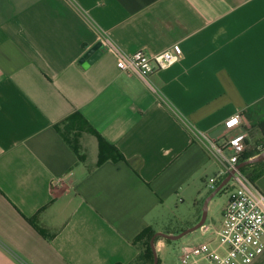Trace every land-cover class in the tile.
Segmentation results:
<instances>
[{
  "label": "crops",
  "instance_id": "obj_1",
  "mask_svg": "<svg viewBox=\"0 0 264 264\" xmlns=\"http://www.w3.org/2000/svg\"><path fill=\"white\" fill-rule=\"evenodd\" d=\"M111 45L182 56L145 81ZM263 98L264 0H0V264H131L165 213L196 223L221 169L202 133L222 142L224 121ZM246 145L239 164L263 152ZM167 241L158 264H179Z\"/></svg>",
  "mask_w": 264,
  "mask_h": 264
},
{
  "label": "built area",
  "instance_id": "obj_2",
  "mask_svg": "<svg viewBox=\"0 0 264 264\" xmlns=\"http://www.w3.org/2000/svg\"><path fill=\"white\" fill-rule=\"evenodd\" d=\"M106 43H110L106 40ZM112 46V45H111ZM117 54L116 65L121 71L137 73L145 81L152 73L166 69L182 56L179 46L150 55L144 51ZM228 135L222 142L202 133L209 149L217 157L221 169L208 182L210 190L231 174L226 186L227 202L219 227L203 224L206 238L182 247L179 264H250L264 252V193L238 167L246 151L250 121L244 113H236L224 121ZM72 171L64 175L71 177Z\"/></svg>",
  "mask_w": 264,
  "mask_h": 264
},
{
  "label": "rangeland",
  "instance_id": "obj_3",
  "mask_svg": "<svg viewBox=\"0 0 264 264\" xmlns=\"http://www.w3.org/2000/svg\"><path fill=\"white\" fill-rule=\"evenodd\" d=\"M249 137L251 138L253 145H256V144L259 145V143L258 142L256 143L255 142L256 140L253 139L252 130L249 132ZM227 189L228 187L225 185L218 193H216L213 196L211 210L209 209V203H208V208H207L208 219L205 223H209V221H211V218H213L214 221H217L221 217V212H223L222 210H224V208L226 207ZM208 190L211 192L210 189ZM202 211H203V204L201 205V208H200L201 214H202ZM187 212H188V209L185 206H181L178 210L175 211V213L174 212L165 213L163 215L164 216L163 224L160 223V227H159L161 232H165V233L173 232L174 234H178L190 228L191 226L195 225L197 222L194 223L195 221L193 222L192 220H190L187 215ZM201 231H202L201 228H199V229H196L186 234L185 236L177 240L167 241V247L164 249V252L170 259L174 260L176 256H178V254L181 252L183 244L189 243V242H186V240L190 239V237H193V235H196L200 233ZM159 238L163 239L162 237H158L157 239ZM157 255H158V252H157Z\"/></svg>",
  "mask_w": 264,
  "mask_h": 264
},
{
  "label": "trees",
  "instance_id": "obj_4",
  "mask_svg": "<svg viewBox=\"0 0 264 264\" xmlns=\"http://www.w3.org/2000/svg\"><path fill=\"white\" fill-rule=\"evenodd\" d=\"M261 108L264 109V98L255 103L252 107L248 108L246 111V115L248 119L251 121L252 124L258 126L261 131V138L259 139L258 143L261 144L262 149L264 151V117L263 118H255V114H259L257 111H261ZM256 110V111H255ZM102 148L107 146L108 144L100 138ZM123 158L122 154L119 155ZM250 153H246V151L242 154V159L249 158ZM132 163L131 161L129 162ZM251 166L248 164L246 166L241 167V170L250 178V180L255 184L256 180L263 174L264 169H259L256 172H248L247 168ZM213 190H211L212 192ZM210 192V193H211ZM201 212L198 217L197 222L201 219ZM157 231L152 227L145 228L134 240V244L138 248V254L135 259L131 262V264H153L154 254L150 244V240L152 236ZM167 233V232H166ZM170 241V239H166Z\"/></svg>",
  "mask_w": 264,
  "mask_h": 264
},
{
  "label": "water",
  "instance_id": "obj_5",
  "mask_svg": "<svg viewBox=\"0 0 264 264\" xmlns=\"http://www.w3.org/2000/svg\"><path fill=\"white\" fill-rule=\"evenodd\" d=\"M101 43L96 44L94 47H92L83 57L82 60H92L97 54H98V49L100 48ZM264 159V151L261 152L259 155H257L256 157L252 158V159H248L246 161H244L242 164H239L238 167L241 168L243 165L249 164V163H254V162H258ZM231 177V174L227 175V177L205 198L204 202H203V211H202V215H201V219L193 226H191L190 228L182 231L181 233L178 234H172V233H165V232H161V231H157L151 238L150 240V244L153 250V254H154V260H153V264H158V255H157V249H156V240L158 237H162L164 239H170V240H177L183 236H185L186 234L199 229L203 224H205L206 219H207V208H208V203L209 201L213 198V196L218 193L229 181Z\"/></svg>",
  "mask_w": 264,
  "mask_h": 264
}]
</instances>
